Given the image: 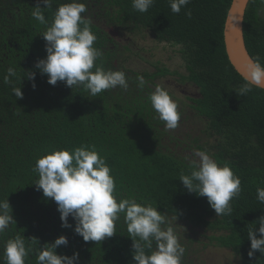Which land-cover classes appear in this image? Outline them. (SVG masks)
<instances>
[{
  "label": "trees",
  "instance_id": "1",
  "mask_svg": "<svg viewBox=\"0 0 264 264\" xmlns=\"http://www.w3.org/2000/svg\"><path fill=\"white\" fill-rule=\"evenodd\" d=\"M70 0H54L45 9L51 22L53 12ZM87 6L82 16L91 19L97 36L94 44L104 53L106 70L126 74L128 89L119 87L92 97L82 88H69L64 82L48 84L47 75L35 67L46 58V26L32 17L40 0H0V200L8 199L15 223L0 235V264L4 244L21 235L33 252L26 264H37V249L51 244L61 235L67 246L56 249L58 255L71 257L79 253V264H135L133 241L123 215L116 222V233L101 242H84L70 228H63L57 205L43 196L34 185L39 178L33 172L36 159L52 150H72L81 145H94L106 159L115 178L117 199L135 198L138 203H151L173 219V226L185 247L182 264H190L196 252L192 235L180 232L199 228L212 232L209 240L228 249L240 264H264L258 251L250 258L249 228L264 215V204L256 199L257 187H264V90L253 88L244 96L237 90L245 80L230 65L223 44V26L231 0H191L179 14L171 11L168 0H155L145 13L133 9L132 0H79ZM191 10V18L186 12ZM110 29L138 35L144 30L158 43L177 46L186 76L183 81L198 89V97L189 99L196 116L205 122L204 135L192 143L211 153L220 165H227L241 180V194L231 201L232 214L216 216L207 198L189 192L180 180L192 168L185 156L175 151L184 149L171 130L155 118L148 101L155 80L167 76V68L153 73L137 72L126 66V45L116 40ZM243 34L246 49L253 60L264 65V3L250 0L245 11ZM13 67L17 77L4 82L7 69ZM35 73L34 81L27 77ZM137 76L145 84L138 86ZM36 87L33 89L32 85ZM21 87L23 98L12 94ZM186 150V149H184ZM183 230V226H182ZM216 233H219L216 235ZM37 242L33 243L32 239Z\"/></svg>",
  "mask_w": 264,
  "mask_h": 264
},
{
  "label": "clouds",
  "instance_id": "2",
  "mask_svg": "<svg viewBox=\"0 0 264 264\" xmlns=\"http://www.w3.org/2000/svg\"><path fill=\"white\" fill-rule=\"evenodd\" d=\"M54 0H40L33 8L32 17L46 26L41 34L45 40L46 58L38 60L35 67L41 74L47 75L48 84L55 86L64 82L71 89L82 88L92 97L115 89L127 90L128 80L125 72L106 70L102 63L103 51L94 46L97 36L91 29V19L82 16L87 12L85 3L70 0L60 4L53 12L51 22L45 19L44 10L51 9ZM191 0H168L171 11L179 14ZM264 3V0H261ZM155 0H132L133 9L147 12ZM191 18V10L186 13ZM260 58L249 60L244 76L245 83L236 91L244 96L253 88L264 89V65ZM17 77L13 67L7 69L4 82L12 83ZM27 77L34 81L35 73L28 72ZM140 87L145 84L143 76H137ZM33 89L36 85L33 83ZM12 94L22 99L21 87H12ZM155 112V118L164 123L165 130L179 127L181 113L177 102L162 85H156L148 96ZM189 160L188 157L185 158ZM190 174H181L183 186L198 196L206 197L216 216L231 215V201L239 198L241 180L227 165L220 166L204 150L196 149L189 160ZM106 159L99 155L94 145H81L72 150H52L36 159L33 172L38 174L34 185L42 190L45 198L57 205L63 228H70L71 216L75 221L74 232L84 242H101L116 233V222L123 215L127 233L132 239L133 260L135 264H182L185 247L173 226V219L157 210L151 203H138L135 198L117 199L115 178ZM256 199L264 204V187H257ZM15 223L8 199L0 200V235ZM257 227L248 229L251 258L255 252L264 255V215L255 221ZM33 243L37 242L32 239ZM68 240L61 235L51 244H46L35 252L37 264H79V253L71 257L58 255L56 249L67 246ZM33 252L26 239L21 235L9 238L3 249L5 264H26Z\"/></svg>",
  "mask_w": 264,
  "mask_h": 264
},
{
  "label": "rangeland",
  "instance_id": "3",
  "mask_svg": "<svg viewBox=\"0 0 264 264\" xmlns=\"http://www.w3.org/2000/svg\"><path fill=\"white\" fill-rule=\"evenodd\" d=\"M113 37L121 43V46L126 45L128 51L125 53L127 58L126 66L137 72L153 73L157 69L167 68L169 74L159 78L157 85L164 86L170 93L171 97L178 104V111L181 113L179 127L171 130L179 141L184 142V149L178 148L175 152L179 155L192 158V153L196 148L192 143L194 138L204 135L202 131L205 129V122L196 116L192 109V102L187 98V95L198 89L186 81H183L180 76H186L183 61L178 55L177 46H171L165 43H158L144 30L138 35H133L120 29L109 30ZM211 155V153H209ZM176 226L177 229L187 235L194 233L196 251L191 257L190 264H240L239 258L228 249L220 248L215 243L209 240V236L213 233L199 228H185L181 222ZM183 226V230H182ZM219 233H216L218 235Z\"/></svg>",
  "mask_w": 264,
  "mask_h": 264
},
{
  "label": "water",
  "instance_id": "4",
  "mask_svg": "<svg viewBox=\"0 0 264 264\" xmlns=\"http://www.w3.org/2000/svg\"><path fill=\"white\" fill-rule=\"evenodd\" d=\"M249 1L231 0L223 26V44L227 59L243 79L248 61L253 60L246 49L243 34V21Z\"/></svg>",
  "mask_w": 264,
  "mask_h": 264
},
{
  "label": "flooded vegetation",
  "instance_id": "5",
  "mask_svg": "<svg viewBox=\"0 0 264 264\" xmlns=\"http://www.w3.org/2000/svg\"><path fill=\"white\" fill-rule=\"evenodd\" d=\"M159 79V78H158ZM158 79H156L155 80V84L157 85L158 84V82H157V80ZM193 86V85H192ZM195 87V86H194ZM196 88V87H195ZM198 97V93L196 92V91H192V92H190L188 95H187V98L188 99H195V98H197ZM180 112V111H179Z\"/></svg>",
  "mask_w": 264,
  "mask_h": 264
}]
</instances>
